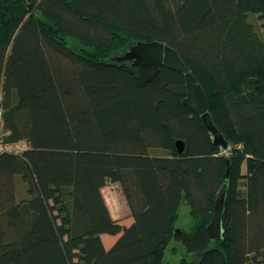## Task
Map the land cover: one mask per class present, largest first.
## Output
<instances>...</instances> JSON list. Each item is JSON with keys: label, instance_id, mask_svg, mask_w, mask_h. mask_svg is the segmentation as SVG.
<instances>
[{"label": "trees", "instance_id": "trees-1", "mask_svg": "<svg viewBox=\"0 0 264 264\" xmlns=\"http://www.w3.org/2000/svg\"><path fill=\"white\" fill-rule=\"evenodd\" d=\"M154 40L203 88L226 148L182 103L181 70L145 81L112 59ZM0 135L27 144L0 153V264H172V240L192 255L180 264H264V0H0ZM183 198L189 229L177 227ZM101 234L117 238L105 247Z\"/></svg>", "mask_w": 264, "mask_h": 264}, {"label": "water", "instance_id": "water-1", "mask_svg": "<svg viewBox=\"0 0 264 264\" xmlns=\"http://www.w3.org/2000/svg\"><path fill=\"white\" fill-rule=\"evenodd\" d=\"M112 59L119 62L128 61L130 66L145 81L153 79L163 65L181 70L185 76L186 86V96L183 98L182 103L192 112L201 116L203 124L211 132L215 144H219L222 148L227 147L223 135L212 122L203 88L188 70L175 49L156 40L149 42L137 41L130 45L123 54L112 57ZM175 146L179 152L183 151L184 144L182 140H177ZM226 162L225 175L228 176L229 160L227 159ZM224 190L225 185L214 202L212 217L207 225L208 235L211 238H219L222 234L220 217L223 207ZM182 204L186 205L184 198Z\"/></svg>", "mask_w": 264, "mask_h": 264}, {"label": "rangeland", "instance_id": "rangeland-1", "mask_svg": "<svg viewBox=\"0 0 264 264\" xmlns=\"http://www.w3.org/2000/svg\"><path fill=\"white\" fill-rule=\"evenodd\" d=\"M248 19L251 20L256 27H258V28L260 27L259 26L260 22L255 15H252L249 13ZM71 43H72L71 45H73V47L75 49H78L79 46L77 43H74V42H71ZM130 45H132V44H130ZM130 45H128L124 49H121V50L114 52L112 54V57L123 54L129 48ZM17 184L19 186L18 196L24 195L25 194V191H24L25 186L19 177L17 178ZM108 186H109L108 187L109 192L114 190V188L111 185H108ZM20 187H23V188L20 189ZM115 189L117 190V193H115L113 191L110 194L108 192L109 196L113 195V198H111L110 203L114 207V210H115L114 215L118 214L119 216H121L123 222L128 224L129 223V218H128L129 209L127 207L125 200L123 199L124 197H123V193L121 191V188L115 187ZM191 224H192V220H191V217L189 215V209L186 205H182L180 208V211H179V219L177 221V227H181L183 229H189ZM101 238H102V241L104 243V246L109 247L116 240L117 235L113 236V235H108V234H102ZM172 247H174L175 249L172 250ZM182 258H186L188 260H191L192 255L186 251V249L182 246V244L180 242L172 240L169 243V245L167 246V248L165 249L164 261L170 262L172 264H180V261Z\"/></svg>", "mask_w": 264, "mask_h": 264}, {"label": "crops", "instance_id": "crops-1", "mask_svg": "<svg viewBox=\"0 0 264 264\" xmlns=\"http://www.w3.org/2000/svg\"><path fill=\"white\" fill-rule=\"evenodd\" d=\"M108 185H111L113 188H114V192L115 193H117V190L115 189V187H119L118 186V184L117 183H114V182H107L102 188H101V192H102V195H103V197H104V199H105V202H106V204H107V207H108V209H109V212H110V214H111V216H112V218L113 219H115L118 223H120L121 225H124V226H127V225H129L131 222H132V216H131V214H130V210H129V215H128V218H129V223L127 224V223H124L123 222V220H122V218H121V216H119L118 214L117 215H114V207L111 205V203H110V200H111V198H113V195H111V196H109V194H108ZM107 190V191H106ZM113 191H110L109 193L111 194ZM123 199L125 200V202H126V199H125V196L123 195ZM126 204H127V202H126ZM127 207H128V205H127ZM128 209H129V207H128ZM102 235V234H101Z\"/></svg>", "mask_w": 264, "mask_h": 264}, {"label": "built area", "instance_id": "built-area-1", "mask_svg": "<svg viewBox=\"0 0 264 264\" xmlns=\"http://www.w3.org/2000/svg\"><path fill=\"white\" fill-rule=\"evenodd\" d=\"M27 147L25 141H17V142H3L0 135V153L8 152L16 155H20Z\"/></svg>", "mask_w": 264, "mask_h": 264}]
</instances>
